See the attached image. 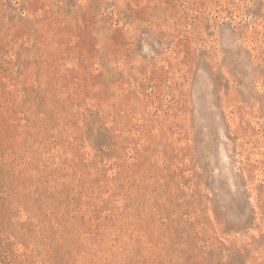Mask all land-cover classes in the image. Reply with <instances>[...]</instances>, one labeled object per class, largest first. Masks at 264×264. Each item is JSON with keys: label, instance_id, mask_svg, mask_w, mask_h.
<instances>
[{"label": "rangeland", "instance_id": "rangeland-1", "mask_svg": "<svg viewBox=\"0 0 264 264\" xmlns=\"http://www.w3.org/2000/svg\"><path fill=\"white\" fill-rule=\"evenodd\" d=\"M0 264H264V0H0Z\"/></svg>", "mask_w": 264, "mask_h": 264}]
</instances>
